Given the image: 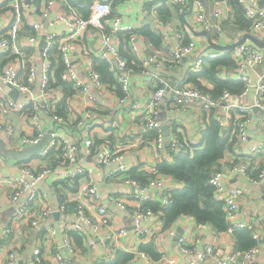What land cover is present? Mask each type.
<instances>
[{
	"label": "built area",
	"instance_id": "built-area-1",
	"mask_svg": "<svg viewBox=\"0 0 264 264\" xmlns=\"http://www.w3.org/2000/svg\"><path fill=\"white\" fill-rule=\"evenodd\" d=\"M29 1L34 0H0V9L8 5L13 11L11 20L0 29V79L4 85L17 89L22 96L16 99L0 96V133L17 151H21L28 145L37 144L46 133L40 128V119L37 115L39 110L46 111L60 124L65 120L51 90V82L57 78L56 67L52 66L47 59L52 50H57L64 64L60 73L61 79L70 82L71 89L76 92L89 95L91 85L99 89L105 88L106 79L92 61L85 69V74L90 80L86 81L73 66L70 54L73 44L80 40L87 30L93 29L98 32L100 57L107 61L114 81L121 90L118 98L120 104L127 103L132 96L131 72L135 68L130 64L135 63L136 60H128L123 56L115 40L120 35H124L128 40L129 49L133 52L137 51L133 43L136 37L132 33L133 27L123 24L122 15L113 12L110 2L93 1L90 14L85 17L71 0H44L41 16L48 18L51 8L55 4H60L62 12L50 22L51 24L60 22L64 25V29L60 32L51 30L45 34L46 46L42 50L44 58L40 75V93L37 97H29L28 95L37 82L38 72L32 58L17 44L21 26L28 13ZM138 1L155 3L158 0ZM169 1L181 7H186L188 4V0ZM256 1L259 3L260 0ZM238 2L242 5L245 16L250 22L249 31L255 35H257L256 32L264 31V5L252 4L248 0H238ZM195 6L196 21L200 27L210 32L213 41L226 44L225 30L220 24L221 18L218 19L219 12L214 11L213 14H209L203 0H195ZM106 19L109 25H105ZM31 40L35 41L36 38L33 36ZM160 50V53L165 52L168 55L164 63L158 53L149 55L139 53L142 65L140 70L151 76L154 85L144 106L142 122L144 132H154L152 146L155 149L160 150L166 146V137L159 119V108L170 92L172 93L171 109L180 108L188 111L196 105L202 114V128L205 129L210 119L218 122L220 132L228 135L226 152L230 154L227 170L219 168L214 163L208 177V184L213 187L214 196L223 202L227 221L226 228L218 232L234 234L239 228H247L254 240V243L248 247L234 248L231 253L224 256L221 264H263L258 261V256L264 240L259 223L264 221V217L251 220L240 218V201L245 190L239 185L230 184L228 180L229 174L234 170L241 172L256 188L264 185V114L260 120L263 127L262 139L253 144L248 151H244L242 146L248 137L252 109L258 107L264 113V48L245 41L231 50V57L235 61L233 79L242 82L243 87L241 90L224 88L218 95H215L213 90L200 87L185 78L171 80L166 77L162 69L177 68L184 58L197 52L191 70L199 71L208 60L217 58L226 51L205 50L199 41L185 40V34L181 30L176 31L173 36L164 35ZM6 53L9 54L7 59L4 58ZM18 60L26 65L23 66L25 70L17 66ZM248 94H251V100H248ZM40 97L42 100L39 99ZM134 105H137V102ZM16 114L29 115L32 118L33 124L30 132L19 130L16 127L14 122ZM88 116H90L89 111L76 121V125L82 126ZM112 125L115 126L116 122ZM177 129L176 133L169 138L171 152L192 151L195 148L194 144L182 137ZM50 134L51 139L46 146L38 154L31 156L32 159L18 160L19 174L0 177V193L9 204L14 206V212L7 219L2 231L4 238H9L11 245L3 264H77L73 259L64 257L53 248L54 245L50 247V243L54 241L56 229L47 220L55 212L71 213L74 217V220L66 227L63 238L64 244L70 249L72 247L70 232L72 231L83 237L87 247L93 249L96 240L92 235H97L100 230L105 229L106 233L102 242L107 250L112 249V245H119L130 234L126 226L113 223L108 204L104 201L98 182L93 176V169L78 164L76 153L79 144L74 139V132L68 133L54 129L50 131ZM83 146L88 154L95 157L96 163L103 167V176L122 179L133 188V192L127 194L125 201L114 197L119 207L130 215L133 225L132 240L138 242L146 237L154 238L164 228V224L161 211L154 210L148 203L158 201L161 206H168L172 202L171 190L174 187L166 181L162 174L160 176L158 170L147 175L143 173L145 176L143 180L134 176L126 162L125 152L118 148L114 149L107 142H96L91 129L84 130ZM54 152L59 156L62 168L52 167L50 163L45 162ZM261 153L263 159L259 161L254 172L251 162L257 160ZM242 154L247 158L242 159L240 157ZM51 172L63 188L58 204L48 202L44 204L46 194L39 187V184ZM2 212L3 207L0 204V217ZM154 214L159 215L160 226H156L152 220ZM24 222L29 224L26 233L33 232L36 228H40L42 232V236L37 238L31 259L26 263L21 262L18 254L20 242L18 236ZM164 229L172 235L177 234V231L170 227ZM200 236L196 234L192 241H187L183 234H179L178 243L181 253L185 255V262H180L176 256H170L167 260L168 264H201L213 257L216 250L215 244L208 243L200 249ZM136 246L134 251H130L134 254V261L136 258L147 261L152 259L138 244ZM162 258L161 253L159 260Z\"/></svg>",
	"mask_w": 264,
	"mask_h": 264
},
{
	"label": "crops",
	"instance_id": "crops-1",
	"mask_svg": "<svg viewBox=\"0 0 264 264\" xmlns=\"http://www.w3.org/2000/svg\"><path fill=\"white\" fill-rule=\"evenodd\" d=\"M95 1V0H93ZM112 4L113 12L122 15L123 24L131 25L133 27V34L136 35L133 42L137 51L133 52L129 49L128 40L124 35H120L117 44L123 56L128 60H136L135 63L130 64L135 70L131 72L133 81L132 96L125 104H120L118 98L121 90L114 80H106L105 88H96L91 85V93L85 95L83 92H76L71 90L69 83L64 84L55 78L51 82L52 95L56 100V104L60 105L65 120L60 124L56 122L53 117L44 110H39L37 113L40 119V128L43 131L50 132L59 129L68 133L74 132V139L79 144L76 153L77 162L85 167L93 169V176L97 180L101 195L104 201L108 204L110 215L114 224L124 225L130 231L129 236L122 240L119 245H112V249L107 250L102 242L105 237L106 230H100L95 237V247L90 249L86 245V240L78 235L76 232H70L71 236V249L63 242L66 227L74 220L71 213L63 214L58 213L57 216L51 214L48 217V222L56 229L54 241L50 243L64 257L73 259L77 264H101L112 259L115 253L121 249L126 251H134L138 246L144 244L152 239L146 237L141 241H133V225L131 223L130 215L123 211L117 201L127 200V194L133 192V188L126 184L122 179L109 178L102 175L103 167L96 163L95 157L87 153L86 148L83 146L84 130L91 129L93 138L96 142H107L114 149H121L125 152L126 162L131 170L137 169L142 174H150L158 170V165L163 162H171L174 154L171 152L169 138L173 133L177 132L182 134L192 144L201 142L203 136V122L201 111L196 105L188 111L180 108H170L172 93L163 100L159 108V119L162 127L164 124L169 126L168 130H164L166 137V146L160 150L152 146L154 132H144L143 128V115L144 106L148 100L149 95L154 89L153 80L151 76L144 71L140 70V54H154L158 53L163 63L168 59L165 52L160 53L162 38L164 35L171 36L178 30L185 34V40L194 39L199 41L203 48L208 45L206 37L194 34L187 26L189 22L194 29L201 30L202 28L196 21V6L195 0H188L186 7L176 6L169 0H158L157 2H140L138 0H105ZM207 6L209 14L214 11L219 12L221 18L220 24L225 30V41L227 43L234 42L243 36L244 33L250 32V22L245 16L244 22H239L235 14L234 8L230 0H203ZM252 4L259 3L256 0H248ZM44 0L29 1L28 13L21 26L19 33L18 46L26 50L28 56L32 58L34 65L38 72L37 82L32 89L29 97H37L40 93V75L42 70V41L45 39V34L48 31L54 30L56 32L63 31L64 25L62 23L51 24V20L58 17L62 12L60 4H55L49 12L48 18L41 16V8ZM93 3V2H92ZM92 5V4H91ZM39 6V8H38ZM13 16L12 9L6 5L0 9V29H2ZM214 18L213 15L211 16ZM105 25H109L108 20H105ZM111 25V24H110ZM214 32L212 31V34ZM253 34V33H252ZM255 35V34H254ZM36 40L32 41L31 37ZM256 36L264 39V35L259 32ZM100 38L99 33L93 29L85 32L82 38L76 41L71 48V61L75 66L76 71L85 80L90 81L85 74L86 67L90 62H95L96 58L100 57ZM131 56V58H129ZM133 56V57H132ZM9 54L6 53L4 58L7 59ZM197 57V52L184 58L177 68L170 69L164 68L163 72L166 77L171 80H179L185 78L200 87L214 89V83L210 77L205 75H198L209 65V60L204 64V67L199 71L191 70ZM52 66H59V55L57 50H52L51 55L47 58ZM30 64V63H28ZM17 66H21L25 70L23 63L18 60ZM165 66V65H164ZM233 66L220 64L217 66V75L223 79L231 80L233 76ZM155 70V69H154ZM252 75V71L250 70ZM0 96L10 97L4 90V84L0 79ZM19 97L22 98V96ZM251 94H248V100H251ZM42 100V97L39 98ZM137 102V105L134 103ZM89 111L88 116L82 126H77L76 121L84 116ZM263 111L254 107L250 114V124L248 127V137L243 142V150L248 151L253 144L262 139V129L260 120L263 117ZM14 122L19 130L30 132L33 120L29 115L16 114ZM116 122V125L112 124ZM171 124V126H170ZM17 151L12 147L8 139L0 133V177L9 175H17L20 173L18 160L12 156L10 152ZM242 159L247 158L245 155L240 156ZM32 159V158H30ZM29 159V160H30ZM263 159L261 153L257 160L251 162V168L255 172V167L259 161ZM230 160V154L226 152L223 157L218 159L215 163L219 168L227 170ZM45 162L50 163L52 167L62 168L59 156L54 152L48 157ZM165 177L166 181L172 187H179L182 183L177 182L173 177L167 173L159 172ZM229 183L232 185H239L244 188V196L240 201L239 216L245 220L258 219L264 217V185L259 188L250 182L241 172L232 171L229 174ZM57 177L53 172L49 173L43 181L39 184L42 191L45 192V203L58 204L61 199L63 191L62 186L59 184ZM0 204L3 207L2 216L0 217V264L6 260L7 251L11 248L9 238H4L2 234L3 228L7 219L13 214L14 206L9 204L2 193H0ZM159 215L154 214L153 221L156 226H160ZM262 234L264 238V221L260 222ZM28 223L24 222L21 225L18 240L19 257L22 263H26L31 259L33 249L36 245L37 238L42 236L40 228H36L33 232L26 233ZM178 232L181 228L187 241H192L196 234L201 235V242L199 248L201 249L205 244L214 243L216 246L215 254L213 257L207 259L201 264H221L224 256L231 253L234 248L240 245L236 234L219 233L217 229L210 223L199 224L191 215H181L178 217L172 226ZM154 241L162 253V260H145L136 258L134 264H168L167 260L170 256H176L180 262H185V255L181 253L180 244L175 240V235L168 232L167 229L160 230L155 236ZM258 261L264 264V240L262 242V250L258 256Z\"/></svg>",
	"mask_w": 264,
	"mask_h": 264
},
{
	"label": "trees",
	"instance_id": "trees-1",
	"mask_svg": "<svg viewBox=\"0 0 264 264\" xmlns=\"http://www.w3.org/2000/svg\"><path fill=\"white\" fill-rule=\"evenodd\" d=\"M71 2L85 17L89 16L93 0H71ZM230 2L236 16L239 17L238 21L246 23L244 21V9L242 5L238 0H230ZM220 64L231 66L235 64L234 59L231 57V50L226 51L217 58L210 59L209 65L198 72V75L210 77L214 83L213 93L215 95L220 94L224 88L241 90L243 84L239 80L223 79L217 75V66ZM94 65L104 79L114 80L105 59L102 57L96 58ZM63 66L64 64L59 58V66H55L56 77L64 84L69 83L71 89V83L61 79L60 73L63 70ZM58 109L62 112L60 105ZM227 137L228 135L220 132L218 122L210 119L203 131L201 142L196 145L194 144L195 148L192 151L187 150L173 153L174 158L171 162L163 161L158 165L159 172L167 173L177 182L182 183L181 186L174 187L171 190L172 202L168 206H161L158 201H150L148 203L154 210L161 211L164 228L171 227L174 221L181 215H191L199 224L210 223L217 230H224L226 228L227 221L225 219L223 202L214 196L213 187L208 184V177L212 165L223 157L226 152L228 145ZM132 171L134 176L139 179L143 180L145 178L137 169H133ZM235 234L238 237L239 247L241 248L248 247L254 243L247 228H239L235 231ZM140 248L153 260L161 258V251L157 247L154 238L141 244ZM133 257L134 254L132 252L119 249L112 259L101 264H134Z\"/></svg>",
	"mask_w": 264,
	"mask_h": 264
},
{
	"label": "water",
	"instance_id": "water-1",
	"mask_svg": "<svg viewBox=\"0 0 264 264\" xmlns=\"http://www.w3.org/2000/svg\"><path fill=\"white\" fill-rule=\"evenodd\" d=\"M259 4L264 5V0H260ZM187 26L191 30L192 33L206 37L208 41V45L205 47V50L216 49L220 51H230L245 41H250L251 43L255 44L259 48H262V49L264 48V39L259 38L258 36L252 34L251 32L244 33L241 38H239L238 40H235L234 42L222 44V43H217L213 41L211 34L208 30L206 29L196 30L189 22H187ZM42 44L43 45H42L41 50H43V48L46 46L45 39L42 41ZM4 90L5 92H7V94L11 98L16 99L19 96V91L17 89L11 88L10 85H4ZM163 128L164 130H168L169 126L167 124H164ZM50 139H51L50 132H46L44 133L42 139L37 144L28 145L25 148H23L21 151H12L10 153L17 160L28 159L31 156L38 154L46 146V144L48 143ZM58 213L59 212H55L54 215L57 216ZM181 231H182L181 228H179L177 234L175 235L176 241L178 240L179 234L182 233Z\"/></svg>",
	"mask_w": 264,
	"mask_h": 264
},
{
	"label": "rangeland",
	"instance_id": "rangeland-1",
	"mask_svg": "<svg viewBox=\"0 0 264 264\" xmlns=\"http://www.w3.org/2000/svg\"><path fill=\"white\" fill-rule=\"evenodd\" d=\"M256 34H258V33L256 32ZM261 34L264 35V31H262Z\"/></svg>",
	"mask_w": 264,
	"mask_h": 264
}]
</instances>
